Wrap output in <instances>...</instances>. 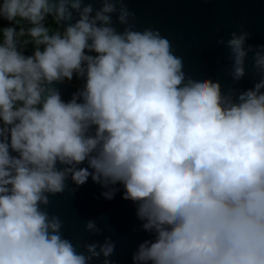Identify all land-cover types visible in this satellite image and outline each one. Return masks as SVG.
<instances>
[{
	"label": "clouds",
	"instance_id": "1",
	"mask_svg": "<svg viewBox=\"0 0 264 264\" xmlns=\"http://www.w3.org/2000/svg\"><path fill=\"white\" fill-rule=\"evenodd\" d=\"M0 19V264H111L110 238L80 250L47 211L89 178L136 206L132 264H264V44L217 39L233 84L251 54L253 86L224 89L125 0H0Z\"/></svg>",
	"mask_w": 264,
	"mask_h": 264
},
{
	"label": "water",
	"instance_id": "2",
	"mask_svg": "<svg viewBox=\"0 0 264 264\" xmlns=\"http://www.w3.org/2000/svg\"><path fill=\"white\" fill-rule=\"evenodd\" d=\"M125 3L135 13L137 30L156 29L169 39L175 54L183 58L188 76L217 80L224 89L245 90L253 86L251 54L246 60L245 77L233 84L228 75L229 50L216 41L220 37L227 40L232 31L243 29L251 34L248 43L264 44V0H125ZM56 86L65 101L78 89L68 81ZM68 186L63 194L51 196L47 206L50 215L63 221L64 237L81 246L80 250L85 243H103L110 238L115 243V251L109 258L111 264H132L136 247L150 237L138 230L142 222L136 217V206L121 198L122 187L117 185L121 190L108 200L102 195L104 189L91 178L82 186L77 187L71 181ZM72 187H77L75 193ZM90 220L102 230L100 235L85 230ZM101 262L102 258L92 264Z\"/></svg>",
	"mask_w": 264,
	"mask_h": 264
},
{
	"label": "trees",
	"instance_id": "3",
	"mask_svg": "<svg viewBox=\"0 0 264 264\" xmlns=\"http://www.w3.org/2000/svg\"><path fill=\"white\" fill-rule=\"evenodd\" d=\"M49 23H51V21H49ZM24 27H27V24L25 22H22ZM10 26L9 22L6 20H2L0 19V27H7ZM52 27H55L54 24H52ZM22 39H27V37H24ZM32 52V46L29 44L25 50V54H31ZM71 83H73L75 86H77L78 88L82 86V83L80 80H77L75 77L73 78V80L71 81Z\"/></svg>",
	"mask_w": 264,
	"mask_h": 264
}]
</instances>
